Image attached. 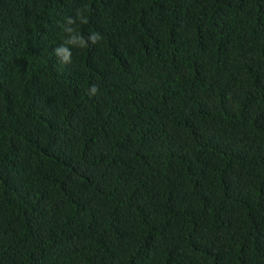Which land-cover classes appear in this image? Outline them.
<instances>
[{
    "label": "trees",
    "instance_id": "1",
    "mask_svg": "<svg viewBox=\"0 0 264 264\" xmlns=\"http://www.w3.org/2000/svg\"><path fill=\"white\" fill-rule=\"evenodd\" d=\"M0 264H264V0H0Z\"/></svg>",
    "mask_w": 264,
    "mask_h": 264
},
{
    "label": "clouds",
    "instance_id": "2",
    "mask_svg": "<svg viewBox=\"0 0 264 264\" xmlns=\"http://www.w3.org/2000/svg\"><path fill=\"white\" fill-rule=\"evenodd\" d=\"M68 23H72V21L69 20ZM100 39H101V37H100V35L98 33H93L92 36H91V42L93 44L97 43V41L100 40ZM82 44H84V43H82ZM54 52L58 56L61 57L62 62H65V63L70 62L71 52L69 51L68 48H66V47H59V48L54 49ZM91 91L93 93H95V91H96L95 85H93L91 87Z\"/></svg>",
    "mask_w": 264,
    "mask_h": 264
}]
</instances>
